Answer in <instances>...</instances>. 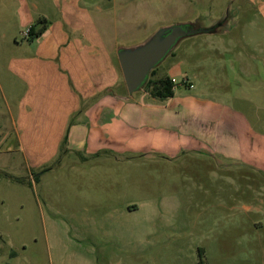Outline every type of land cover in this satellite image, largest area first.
Listing matches in <instances>:
<instances>
[{"label": "rangeland", "instance_id": "374dc122", "mask_svg": "<svg viewBox=\"0 0 264 264\" xmlns=\"http://www.w3.org/2000/svg\"><path fill=\"white\" fill-rule=\"evenodd\" d=\"M26 1L36 2L37 13L59 15L54 0ZM258 2L81 0L122 46L141 43L162 26L198 20V28H206L227 17L218 33L181 40L157 69L177 59L176 94L200 90L264 118V5ZM113 60L118 64L115 53ZM242 61L260 67L249 94L233 78ZM186 79L193 87L182 86ZM121 88L126 100L143 91L128 96L123 79ZM116 158L93 165L61 154L36 167L14 144L0 147V172L23 183L0 178V264H264V176L249 181L238 166L198 155L171 164ZM145 201L153 211L144 206L137 213L136 240L124 250L115 240L119 209Z\"/></svg>", "mask_w": 264, "mask_h": 264}, {"label": "crops", "instance_id": "0c3cea01", "mask_svg": "<svg viewBox=\"0 0 264 264\" xmlns=\"http://www.w3.org/2000/svg\"><path fill=\"white\" fill-rule=\"evenodd\" d=\"M54 2L59 15L49 17L37 13L35 1L0 0V147L14 144L36 167L61 154L93 165L107 157L171 164L198 155L238 166L249 181L250 175L264 176V118L259 112L233 110L200 90L174 91L163 102L148 98L144 90L138 98L123 99L121 71L113 60L120 40L101 27L103 20L81 0ZM39 17L49 22L45 31L32 42L21 38ZM176 61L170 59L155 77L172 79ZM251 67L238 62L233 74L236 88L246 84L247 94V86L259 78L254 69L260 67ZM184 82V88L193 87L188 79ZM144 206L153 211L151 201L119 209L115 240L123 248L136 240L135 216Z\"/></svg>", "mask_w": 264, "mask_h": 264}, {"label": "water", "instance_id": "95a60500", "mask_svg": "<svg viewBox=\"0 0 264 264\" xmlns=\"http://www.w3.org/2000/svg\"><path fill=\"white\" fill-rule=\"evenodd\" d=\"M222 21L217 22L216 26L219 27ZM211 28H195L190 22L162 26L141 43L119 46L116 57L128 96L142 89L150 72L173 52L181 40L195 34L208 33Z\"/></svg>", "mask_w": 264, "mask_h": 264}, {"label": "trees", "instance_id": "16d2710c", "mask_svg": "<svg viewBox=\"0 0 264 264\" xmlns=\"http://www.w3.org/2000/svg\"><path fill=\"white\" fill-rule=\"evenodd\" d=\"M226 19L221 22V25L219 27L216 26V24L212 25V28L208 31V33H218V31L225 25ZM190 23L193 25V27H198V20ZM48 24L49 22L45 18H37L34 23L27 29L26 40L28 42H32L34 39L39 37L45 31ZM170 55L172 56L173 52H171ZM156 70L157 67L150 72L149 77L147 78L142 89L147 92V94L153 99H157L160 101L168 100L173 97L175 84L173 83V80L167 75H164L162 77H155ZM1 177L12 179V182L22 183L18 178H10L2 172H0V178ZM33 181L37 182V179H34ZM31 185V182L28 183L29 187H31ZM198 254L199 256L201 255L200 249L198 250Z\"/></svg>", "mask_w": 264, "mask_h": 264}, {"label": "flooded vegetation", "instance_id": "af4514ba", "mask_svg": "<svg viewBox=\"0 0 264 264\" xmlns=\"http://www.w3.org/2000/svg\"><path fill=\"white\" fill-rule=\"evenodd\" d=\"M226 21H227V19H226ZM226 21H225V23H226ZM217 22H218V21H216L213 25H215Z\"/></svg>", "mask_w": 264, "mask_h": 264}, {"label": "built area", "instance_id": "2783aa9c", "mask_svg": "<svg viewBox=\"0 0 264 264\" xmlns=\"http://www.w3.org/2000/svg\"><path fill=\"white\" fill-rule=\"evenodd\" d=\"M26 33H27V31H26Z\"/></svg>", "mask_w": 264, "mask_h": 264}]
</instances>
